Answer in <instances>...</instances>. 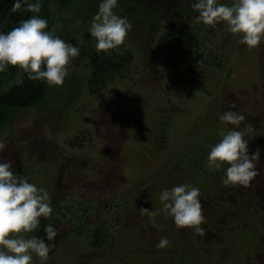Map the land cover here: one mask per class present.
<instances>
[{
	"label": "rangeland",
	"instance_id": "obj_1",
	"mask_svg": "<svg viewBox=\"0 0 264 264\" xmlns=\"http://www.w3.org/2000/svg\"><path fill=\"white\" fill-rule=\"evenodd\" d=\"M98 3L77 0L64 40L85 44ZM190 3L118 0L114 11L133 25L123 78L94 98L85 63L75 58L61 86L11 114L0 132L7 142L0 155L12 171L22 167V177L50 194V222L59 226L47 264H264V44L248 50L223 23L196 25L206 57L217 48L221 67L203 66L198 83L185 84L165 67L157 40L167 27L192 22ZM230 105L245 116L241 127L255 129L249 155L260 150V174L248 188L224 185L223 169L206 163L220 139L218 116ZM75 137L81 145L69 146ZM185 182L200 188L202 236L177 229L170 218L158 216L162 227H155L138 211L159 208L161 189ZM98 228L108 231L94 246L88 235ZM162 236L170 244L160 249Z\"/></svg>",
	"mask_w": 264,
	"mask_h": 264
},
{
	"label": "clouds",
	"instance_id": "obj_2",
	"mask_svg": "<svg viewBox=\"0 0 264 264\" xmlns=\"http://www.w3.org/2000/svg\"><path fill=\"white\" fill-rule=\"evenodd\" d=\"M51 2V0H50ZM43 0H13L11 11L23 6L33 13L9 31H0V72L17 67L29 80L43 81L49 86H61L69 74V65L80 54L77 46L61 38L62 18L51 26L38 13ZM118 0H99L88 32L95 41L97 52L106 54L117 50L126 42L133 25L126 16L118 15ZM190 8L196 13L192 23L216 26L223 23L231 34H238L237 45L251 50L264 44V0H191ZM230 105L218 116L220 139L209 147L206 163L209 169H223L222 183L229 187L248 188L260 174L257 162L260 150L249 155L248 144L254 137L251 124L241 123L245 116L232 111ZM231 125L232 127H226ZM7 146L0 136V154ZM12 161L0 155V264H47L50 244L57 236L55 227L48 223L44 238L35 234L42 218L53 213L48 191L12 171ZM200 188L191 183H180L162 188L154 209L140 207L149 223L162 227L157 217L170 218L177 229H190L194 235H203L205 222L200 202ZM134 204V203H133ZM170 241L162 236L156 244L163 249Z\"/></svg>",
	"mask_w": 264,
	"mask_h": 264
},
{
	"label": "trees",
	"instance_id": "obj_3",
	"mask_svg": "<svg viewBox=\"0 0 264 264\" xmlns=\"http://www.w3.org/2000/svg\"><path fill=\"white\" fill-rule=\"evenodd\" d=\"M54 1H58L57 5H54ZM76 2L77 0H51V2L50 0H43L38 15L46 18L49 21V26L58 18H62V28L60 30L62 38L67 30L66 24L74 17V15L71 16L70 12L75 7ZM12 3L13 0H0V31L7 32L18 26L21 20L33 15V13L25 11L23 6L20 10L12 12ZM69 8H71L70 11H68ZM196 30L197 26L192 22L181 21L179 25L175 23L167 27L157 40V45L163 51L165 67L172 72L173 76L187 85L198 83L199 76L203 74L201 71L203 66L221 67L217 48L214 50L209 49L213 50V54L206 57L204 53L205 45L202 44L200 38L202 33H200V36ZM83 40L85 44L80 46V54L77 58L84 61L88 71L87 91L90 96L102 99L107 84L115 78H123L122 76L132 60V51L127 48L125 42L117 50L108 54L97 52L95 41L89 35V32L84 33ZM65 41L74 46L77 44L75 37L65 39ZM49 87L43 81L29 80L26 74H22L17 67L0 72V132L3 131L7 123L12 121L10 120L11 114L16 113L19 109L35 106L46 96ZM81 138L75 137L67 143L71 147H76V145H81ZM16 172L20 176L25 174L22 167L18 168ZM48 223H51L50 218H42L35 234L44 238L43 228ZM53 226L58 227L59 223H53ZM104 231L106 232L108 229L98 228L88 235L92 245H100L102 238L105 237ZM46 243L51 244V241L46 240Z\"/></svg>",
	"mask_w": 264,
	"mask_h": 264
}]
</instances>
